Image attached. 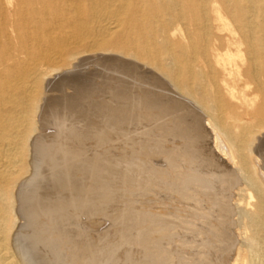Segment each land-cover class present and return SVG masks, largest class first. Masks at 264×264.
Segmentation results:
<instances>
[{
  "label": "bare ground",
  "instance_id": "obj_1",
  "mask_svg": "<svg viewBox=\"0 0 264 264\" xmlns=\"http://www.w3.org/2000/svg\"><path fill=\"white\" fill-rule=\"evenodd\" d=\"M95 85L171 93L156 96L179 114L178 137L189 145L176 143L177 159L197 162L216 210L227 203L222 183L242 182L241 202L247 193L234 205L241 247L228 264H264V0H0V264L64 263L51 253L57 240L47 247L44 236L62 204L48 191L68 178L48 143L71 128ZM53 152L60 174L48 185L40 181L52 175ZM194 181L188 187L207 198Z\"/></svg>",
  "mask_w": 264,
  "mask_h": 264
},
{
  "label": "rangeland",
  "instance_id": "obj_2",
  "mask_svg": "<svg viewBox=\"0 0 264 264\" xmlns=\"http://www.w3.org/2000/svg\"><path fill=\"white\" fill-rule=\"evenodd\" d=\"M163 90L161 85H97L93 87L92 102L88 99L91 104L82 100L77 115L72 114L71 128L60 139L48 143V147L57 143L58 153L66 159L65 166L60 165L61 172L69 178L63 190L50 188L48 191L55 195L54 199L60 195L62 204L51 212L47 224L51 233L44 235L48 238L47 247L51 246L49 241L57 240L51 253L59 258V262L63 261L62 264H228L241 247L238 212L234 205L249 201L247 193L242 202L237 197L240 189L245 190L244 185L236 179L232 180L235 186L222 183L224 187H220L225 192L221 193V199L227 200L229 205L225 203L224 211L219 207L215 209L217 191L209 188L212 186L205 181L206 175L200 172V166L192 159L187 162L176 157L177 150L174 149L189 144L183 137H178L180 120L174 105L157 97L164 93L171 95ZM98 107L100 109L96 110ZM54 158H58L54 152L47 156L48 165ZM50 167L53 170L51 177L40 181L46 183L49 180L48 185L60 174L58 166ZM192 180H195L194 186L208 188V199L188 187ZM228 198L232 199L231 203ZM219 210L225 213H218ZM218 228L222 237L213 234H219ZM212 229L215 232L212 233ZM221 238L229 243L220 246Z\"/></svg>",
  "mask_w": 264,
  "mask_h": 264
}]
</instances>
